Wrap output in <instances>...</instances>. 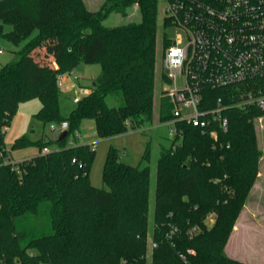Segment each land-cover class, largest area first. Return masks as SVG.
Returning a JSON list of instances; mask_svg holds the SVG:
<instances>
[{
	"label": "trees",
	"instance_id": "obj_1",
	"mask_svg": "<svg viewBox=\"0 0 264 264\" xmlns=\"http://www.w3.org/2000/svg\"><path fill=\"white\" fill-rule=\"evenodd\" d=\"M55 1L53 7L52 0H0V37L22 44L0 69V153L6 155L4 135L21 103L37 99L40 107L33 117L43 125H68L61 141L14 140L10 151L35 145L39 153L34 157L16 165L0 158V264H145L149 148L143 166H130L110 147L103 167L105 190L89 180L94 146L66 141L86 119L101 139L152 119L157 1L104 0L97 11L84 0ZM134 6L138 23L103 25L111 14L126 17ZM160 44L170 45L165 35ZM41 53L45 62L40 63L35 59ZM80 64H98L101 71L64 117L57 80ZM259 92L264 93V81L203 93L202 109L214 108L218 98L226 107L227 130H216L215 139L211 127L175 122L177 134L162 147L156 164L151 264H248L229 260L223 248L262 155L253 120L264 110L237 105ZM107 96L116 107L107 105ZM160 100L159 121H170L172 105ZM52 144L56 149L41 154ZM209 215L214 222L208 228ZM193 227L198 231L189 236Z\"/></svg>",
	"mask_w": 264,
	"mask_h": 264
},
{
	"label": "rangeland",
	"instance_id": "obj_2",
	"mask_svg": "<svg viewBox=\"0 0 264 264\" xmlns=\"http://www.w3.org/2000/svg\"><path fill=\"white\" fill-rule=\"evenodd\" d=\"M54 1V2H53ZM104 0H84L86 7L90 11H97ZM157 7V46H156V75H155V93L153 116L148 122L134 130H128L123 134L111 138H98L95 132L94 122L92 120H83L77 133L67 137V145L90 144L94 146V159L89 172V180L92 186L107 190L103 181V167L107 152L110 147L118 152L121 162L130 166H143L142 157L146 148L150 151V192H149V229L146 241V260L145 264H151V221L154 209V188L156 164L162 147L167 148L174 138L172 126L166 124L168 121H159V106L161 100L167 97L164 89H170L171 84L163 78V56L167 46L162 47L160 42L163 35L169 42L175 41L181 31L169 26L168 21L164 19L163 0H156ZM52 6H56V1L52 0ZM55 19V18H53ZM140 16L137 8L134 6L129 9L127 16L111 14L103 25L108 28L126 25L129 23H138ZM165 27V28H164ZM14 46L7 40L0 37V69L3 65L11 62L15 58V52L21 48ZM36 61L45 62L41 55ZM47 63L51 59L47 57ZM44 64V63H43ZM101 68L98 64H80L73 70L62 74L63 88L60 89V113L62 116H68L74 108V100L87 95L93 79L100 74ZM180 83V79L178 80ZM162 93L160 94V92ZM162 97V98H161ZM109 107H116L117 102L113 97L107 96L105 99ZM168 98L164 101L167 106ZM40 107L37 99L21 103L14 114L10 126L4 135V144L8 152L10 162L18 161L21 157H34L39 153L35 145L28 146L20 150H11L10 147L15 139L27 137L31 142H37L41 139L54 140L58 136V131L53 133L51 127L58 128V124H46L33 117V114ZM256 133L257 145L262 155L258 160V172L262 176L257 177L247 193L242 205L240 206L233 225L229 230L223 253L229 260H238L248 264H264V115L253 120ZM56 145L48 146L49 149H56ZM214 215H209L205 219L206 227L212 226Z\"/></svg>",
	"mask_w": 264,
	"mask_h": 264
},
{
	"label": "built area",
	"instance_id": "obj_3",
	"mask_svg": "<svg viewBox=\"0 0 264 264\" xmlns=\"http://www.w3.org/2000/svg\"><path fill=\"white\" fill-rule=\"evenodd\" d=\"M163 3L164 19L181 31L165 49L162 61L165 80L171 84L170 89L163 90L172 105V119L166 124L172 126L174 134H177L176 121L203 130L211 127L209 135L215 139L216 130H227L226 107L218 98L214 108L202 109L203 93L264 81V0H163ZM61 78L62 75L57 80L59 89L63 88ZM245 104H255L264 110V93L259 92L237 106ZM67 128V123L61 122L58 128L51 127V131H58L59 136ZM49 151L45 147L41 154ZM5 152L6 155L0 153L4 163L16 165L18 162H10ZM197 231L193 227L188 234L193 236Z\"/></svg>",
	"mask_w": 264,
	"mask_h": 264
},
{
	"label": "water",
	"instance_id": "obj_4",
	"mask_svg": "<svg viewBox=\"0 0 264 264\" xmlns=\"http://www.w3.org/2000/svg\"><path fill=\"white\" fill-rule=\"evenodd\" d=\"M74 102H76V100H74ZM66 135H67V132H66V131L61 132V133L59 134L57 140H58V141H61L62 139H64V138L66 137Z\"/></svg>",
	"mask_w": 264,
	"mask_h": 264
},
{
	"label": "crops",
	"instance_id": "obj_5",
	"mask_svg": "<svg viewBox=\"0 0 264 264\" xmlns=\"http://www.w3.org/2000/svg\"><path fill=\"white\" fill-rule=\"evenodd\" d=\"M26 158H31L30 156H24V157H21L20 159H18V161L16 162H19V161H22L23 159H26ZM263 173H261V171L258 172V176H262Z\"/></svg>",
	"mask_w": 264,
	"mask_h": 264
}]
</instances>
